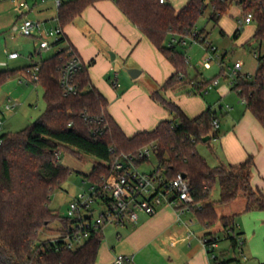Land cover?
Instances as JSON below:
<instances>
[{"label": "trees", "instance_id": "trees-1", "mask_svg": "<svg viewBox=\"0 0 264 264\" xmlns=\"http://www.w3.org/2000/svg\"><path fill=\"white\" fill-rule=\"evenodd\" d=\"M96 0H66L56 9L55 23L62 30L55 42L61 48L54 55L39 62L38 81L43 89L44 112L27 128L0 136V264H96L103 239V231L92 230L79 246L63 248L61 241L41 240L39 234L52 221L60 225V232L69 229L75 220L61 217L49 208L53 190L67 178L70 170L63 166L58 155L61 151L82 152L97 161L87 175L89 185L103 192L101 178H106L121 154L135 155L142 148L152 149L156 159L154 171L168 180L183 174L190 184L194 205L189 211L197 223L206 229L215 223L221 226L223 238L230 247H237L235 215L218 216L215 208L233 202L238 196L245 198L244 212L264 210V192L250 185V171L254 165L251 156L237 164L208 165L197 151V144L208 137H217L211 121L216 117L210 108L194 117H187L174 102L153 92V101L165 107L173 119L161 121L153 130L138 132L127 137L107 111L108 101L92 85L86 65L76 73L77 92L64 96L58 79L62 67L71 59L79 58L76 49L63 33L82 11ZM123 16L173 66L174 73L160 86L162 91H184L195 87L205 90L206 82L197 75L186 73L184 56L176 51L172 40L181 43L195 33V25L207 4L212 8L209 19L218 22L222 14L235 2L243 17L250 13L254 31L249 40L264 43V0H188L176 11L166 0H112ZM192 33V34H191ZM223 34L222 31H220ZM239 35L235 30L234 37ZM195 34L194 39H198ZM36 54V53H35ZM30 66L23 68V71ZM15 70L0 71V85ZM231 90L244 99V107L264 129V55L258 59L251 81L233 82ZM217 118V117H216ZM74 153V152H73ZM148 159H140L136 164ZM215 186L219 197L211 199ZM208 243L217 244L221 238L207 233ZM212 251H209L210 253ZM236 258L225 260L214 257L211 264H233Z\"/></svg>", "mask_w": 264, "mask_h": 264}, {"label": "rangeland", "instance_id": "rangeland-1", "mask_svg": "<svg viewBox=\"0 0 264 264\" xmlns=\"http://www.w3.org/2000/svg\"><path fill=\"white\" fill-rule=\"evenodd\" d=\"M166 1L178 11L188 0ZM50 11L55 10L52 8ZM211 11V6L207 4L204 13L196 22L194 32L199 34V41L194 42L192 39L185 38V44L175 43L174 45L176 51L185 58L187 75L190 78L197 75L198 79L201 82H206L208 86L201 91V94L193 86L184 91H173L171 97L176 104L177 98L182 101H187L190 98L191 100L193 98L196 101H204L205 105L210 106L208 108L217 112L222 131L226 124V115L224 114L226 106L236 105V108H243L244 106L239 102L237 94L231 90L232 74L230 68L235 62H241V74L246 76V80L251 81L258 64V60L254 58V53L262 57L264 55V43L259 47L257 42L249 40L254 31L253 23L243 25L239 35L234 37L239 21L243 18L242 11L235 2H231V5L222 14L217 23L209 19ZM24 12L22 4L18 6L16 3L9 2V0H0V71L15 70L0 85V120L2 121L0 136L27 128L44 112L43 89L32 82H26L23 68L39 63L41 60L54 55L57 51L55 47L38 51L35 46L37 42L35 38L22 36L15 29L24 17V14L22 16ZM40 13L42 11L37 12L33 9L31 12H26L25 16L34 21L42 22L38 16ZM78 20L74 21L75 24ZM44 24L48 29L55 26L51 20ZM82 33L84 34H82L83 36H86V39H81L82 42H77V45L83 53L92 83L96 84L101 91L104 93L110 91L117 97L124 93L127 98L139 103L142 92L147 93L149 89L155 88L156 85L153 81L155 77L153 74L156 76L158 72L161 74V62L154 61L141 48L134 50V44L122 39L111 28H103L102 24L98 33L109 48L97 38L89 37L86 32ZM201 39L204 42H201ZM208 46L212 47L214 51L208 50L213 58L210 62V68L205 69L203 60L208 53ZM10 53H17L18 57L9 59ZM116 54V59H111V55L115 56ZM142 69H144V75H139L137 78H132L128 73L129 70L142 71ZM214 80L218 81L217 85L213 84ZM151 94L150 92V96ZM6 106L12 108L6 109ZM116 112L120 115H123V113L125 115L124 110L119 107H117ZM219 112L223 113V115L219 114ZM171 119H173L172 114L168 117V120ZM196 148L198 153L206 159L209 166L215 165L213 164L211 152L215 148L212 140L208 144L200 142ZM73 152L64 150L59 153V162L67 167L70 173L53 190L49 197V208L61 217L67 216L69 204L79 194L88 193L90 185L83 175H87L97 161L94 157L85 153L75 150ZM155 167L156 159L154 154L150 152L148 161L139 163L137 169L140 172L149 173ZM218 197L219 187L215 186L211 193V199L216 200ZM244 203L245 198L240 195L229 204L218 205L217 213L219 215L236 213L234 220L235 231L242 233L239 239L242 244L233 250L230 247L229 240L224 239L223 233L219 231L217 233L221 241L218 243V248L208 254L210 258H213V256L225 260L236 258L238 261L233 264H264V210L244 212ZM101 209L102 207H99L96 203L92 205V219L100 213ZM218 225V223H215L209 230L216 229ZM197 229L201 230L199 226H197ZM121 232L123 231L111 225L103 228V239L99 248L102 259L109 257V254L115 255L120 252L125 244L123 236L118 239L119 235L117 233ZM59 233V223L52 221L41 231L39 237L41 240H46L58 236Z\"/></svg>", "mask_w": 264, "mask_h": 264}, {"label": "crops", "instance_id": "crops-1", "mask_svg": "<svg viewBox=\"0 0 264 264\" xmlns=\"http://www.w3.org/2000/svg\"><path fill=\"white\" fill-rule=\"evenodd\" d=\"M10 1L16 3L18 6L24 2L28 3L30 9H24L25 12L22 13V16L24 14V17L27 18L25 13L35 9L37 12L42 11V13L38 14L42 22L46 23L51 20L56 25V7L51 0H46L43 3L40 0ZM52 8L55 11H50ZM76 19L79 20L75 24L74 21ZM101 24L103 28H111L122 39L128 41L130 44H134V50L141 48L154 61L161 62V74L160 72H158L157 76L153 74L155 77L153 78L156 85L155 88L152 90L149 89L147 93L142 92L139 103L127 98V95L124 93H121L120 97L115 96L108 90L109 93H104L96 84L92 83L89 74L92 85L108 101L107 111L109 115L127 137H132L138 132L151 131L161 121L168 120L170 113L161 104L152 100L150 92H159L161 96H165L164 98L167 97L172 101L171 96L173 91H162L160 90V86L174 73V68L136 27L119 12L112 0H96L92 5L86 7L70 24L63 28V33L70 44L76 49L84 64L85 59L83 58V53L77 45V42H82L81 39H86V36H83L84 34L82 32H86L89 37L97 38L109 48L102 41L98 33ZM116 57L117 54L115 56L113 55L114 60ZM139 72V75H144V69ZM169 74L171 75L169 76ZM24 75L26 82H30L25 71ZM167 76L169 77L167 78ZM176 100H178L177 104L174 103L179 106L187 117H194L205 111V108L210 107L205 105L204 101H196L193 98L187 101H182L179 98ZM117 107L124 110L125 115L124 113L123 115L118 114L116 112ZM236 107V105H232L230 106V110H224L226 124L222 131L218 114L214 109H211L215 112L219 121L217 137L212 140L215 148L211 152L213 164L215 165L211 167L220 163L237 164L243 162L248 156H251L254 165L250 171V185L252 188L264 192V129L244 106L243 108ZM244 207L245 203L243 210ZM217 208L218 206L215 208L216 213ZM235 214L225 213L219 215L217 213L219 217ZM197 226L201 230H198ZM119 230L123 232L117 233L119 235L118 239L123 236L125 243L120 252L115 255L109 254V257L107 256L105 259H102V254L98 251L96 264H113L115 256L119 254L131 257L129 264H211L210 256L202 245V239L207 233L219 236L217 232L221 231V226L218 225L216 229L210 231L197 223L191 211L184 212L178 217L173 207L164 205L159 208L155 215L148 217L141 214L137 223L127 225L125 228ZM238 233L241 232L238 231ZM241 236L242 233L239 237ZM218 243L215 249L218 248Z\"/></svg>", "mask_w": 264, "mask_h": 264}, {"label": "built area", "instance_id": "built-area-1", "mask_svg": "<svg viewBox=\"0 0 264 264\" xmlns=\"http://www.w3.org/2000/svg\"><path fill=\"white\" fill-rule=\"evenodd\" d=\"M45 1L40 0L41 3ZM51 1L57 9L65 0ZM163 2L164 0H160V3ZM22 7L25 10L30 9L26 2L22 4ZM251 22L252 15L248 13L239 21L237 30L240 31L243 25H248ZM15 29L22 36L35 38L37 41L35 46L38 51L51 47L57 48L56 52L61 50L59 46L55 45V42L62 36V30L57 25L48 29L43 22L24 17ZM194 36L195 33L186 37V39H192L194 42L199 41L194 39ZM201 42H204V40L201 39ZM172 43H177V40H172ZM181 43L185 44V41L183 40ZM208 50L214 51L210 46L207 47V52ZM8 57L9 59H16L18 54L10 53ZM260 57L254 53V58L258 60ZM212 58L208 52L203 60L205 69L210 68ZM83 64L81 59L73 58L62 67L58 82L64 96L76 94V73L82 69ZM241 68V62H235L230 68L232 74L231 85L236 80L246 78V76L241 74ZM25 73L28 76V80L35 84L38 81L39 64L36 63L26 68ZM213 84L217 85L218 81L214 80ZM239 102L243 105L245 104L244 99L239 98ZM11 108L6 106V109ZM225 109L230 110V106H226ZM1 125L2 121L0 120V128ZM211 125L214 130H218V118H213ZM150 152L153 153L152 149L148 147L141 149L135 155L121 154L117 157L109 175L106 178H101L102 189L107 191L106 197L109 199L102 200V198H99L98 194L104 197L103 192L98 193V188L90 185L88 193L79 194L69 204L66 217L75 220V223L69 229L62 233L60 232L58 236L51 238L52 242L56 243L59 240L63 243V248L72 249L87 240L92 230L100 229L103 231V228L107 225L123 229L127 225L137 223L141 214L148 217L155 215L159 208L164 205L173 207L178 217L182 213L189 211L190 206L194 205V199L190 194L189 180L185 176L176 174L174 178L168 180L159 171L152 170L149 173L138 171L136 161L148 159ZM95 203L99 207L101 206L102 209L92 219V205ZM239 239L240 237L236 238V244L240 247L242 242ZM202 245L207 254L216 248L215 243H208L205 238L202 239ZM212 259H214V256L210 258V262ZM130 262L131 257L120 254L116 255L113 260V264H129Z\"/></svg>", "mask_w": 264, "mask_h": 264}, {"label": "water", "instance_id": "water-1", "mask_svg": "<svg viewBox=\"0 0 264 264\" xmlns=\"http://www.w3.org/2000/svg\"><path fill=\"white\" fill-rule=\"evenodd\" d=\"M111 59H113V55H111ZM128 73H129V75H130L132 78H136V77L140 74V72H139V71H136V70H129ZM208 140H209L208 137L204 138V139H203V143H205V142L208 141ZM182 176L184 177L183 174H182Z\"/></svg>", "mask_w": 264, "mask_h": 264}]
</instances>
